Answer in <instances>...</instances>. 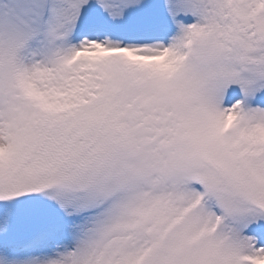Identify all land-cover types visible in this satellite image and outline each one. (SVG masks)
I'll return each mask as SVG.
<instances>
[{
	"label": "snow or ice",
	"instance_id": "1",
	"mask_svg": "<svg viewBox=\"0 0 264 264\" xmlns=\"http://www.w3.org/2000/svg\"><path fill=\"white\" fill-rule=\"evenodd\" d=\"M0 264H264V0H0Z\"/></svg>",
	"mask_w": 264,
	"mask_h": 264
}]
</instances>
